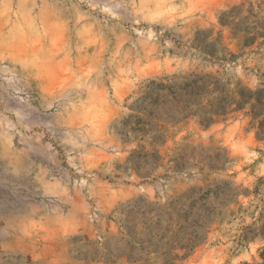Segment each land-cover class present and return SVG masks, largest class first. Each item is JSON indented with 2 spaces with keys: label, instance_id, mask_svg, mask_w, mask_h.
<instances>
[{
  "label": "rangeland",
  "instance_id": "1",
  "mask_svg": "<svg viewBox=\"0 0 264 264\" xmlns=\"http://www.w3.org/2000/svg\"><path fill=\"white\" fill-rule=\"evenodd\" d=\"M0 264H264V0H0Z\"/></svg>",
  "mask_w": 264,
  "mask_h": 264
}]
</instances>
